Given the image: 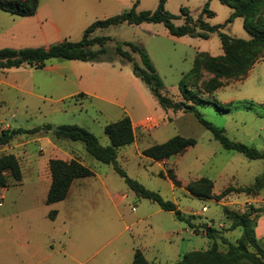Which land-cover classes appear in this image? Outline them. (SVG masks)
Listing matches in <instances>:
<instances>
[{
    "label": "rangeland",
    "instance_id": "374dc122",
    "mask_svg": "<svg viewBox=\"0 0 264 264\" xmlns=\"http://www.w3.org/2000/svg\"><path fill=\"white\" fill-rule=\"evenodd\" d=\"M134 1L39 0L32 16L0 10V48L78 41L93 21L120 13ZM206 1L165 0V9L175 15L172 21L179 26L184 22L182 7L196 19ZM157 3L137 0L136 10H154ZM209 9L214 14L206 21L219 28L207 39L173 36L162 23L147 22L100 28L90 36H110L105 43L110 53L116 42L141 45L163 81L164 94L175 102L192 103L181 94L179 81L192 68L196 53L221 54L219 33L251 37L241 17L226 23L229 6L210 0ZM122 49L140 63L137 53L124 45ZM112 62L113 66H107L53 58L41 68L23 64L0 69V132L18 126L31 129L45 124H77L107 145L104 126L127 114L134 120L135 139L118 148L119 166L130 178L174 202L189 216V223L138 196L111 164L94 158L81 141L57 139L51 129L20 133L0 146V155L13 153L17 157L22 172L20 181L7 174V186L0 187V264H131L137 249L153 264H176L184 252L206 250L213 242L219 250H226L220 237L236 242L241 235L239 228L229 229L234 214L246 212L251 205L264 206V186L247 192L234 190L217 198L225 188L250 186L264 173L263 57L244 77L221 78V86L212 92L204 89L212 76L204 70L189 88V94L200 99L193 104L207 121L223 128L231 141L255 147L263 154V158L254 159L224 149L193 113L162 108L149 88L133 75L128 62L119 56ZM83 89L103 98L85 96L80 93ZM175 135L192 137L196 143L161 161L142 154L143 149ZM67 152L77 155L93 175L75 179L64 200L46 204L48 159L64 157ZM169 174L176 176L180 186L172 183ZM202 177L213 181L210 198L186 189ZM207 227L216 230L215 237L208 235ZM255 232L264 249V213L257 218ZM250 250L254 251L251 246Z\"/></svg>",
    "mask_w": 264,
    "mask_h": 264
},
{
    "label": "trees",
    "instance_id": "16d2710c",
    "mask_svg": "<svg viewBox=\"0 0 264 264\" xmlns=\"http://www.w3.org/2000/svg\"><path fill=\"white\" fill-rule=\"evenodd\" d=\"M231 8L226 23L236 17L242 18L244 29L250 34L249 39L232 37L225 33H219L222 53L211 55L208 52H197L192 68L186 72L179 81V90L188 103L184 100L173 101L164 94V84L156 69L154 68L146 50L139 44L133 42H116L114 52L110 53L105 43L110 40L107 35L90 36L96 29L106 28L122 23H162L169 34L173 36L188 35L207 39L210 33L217 31L219 26L210 25L205 18L213 16L214 12L209 9L208 1L205 2L199 16L194 19L186 8H181L183 24L176 26L173 23L175 15L165 9V0H158L154 10H136L137 0L131 7L112 16L97 19L89 24L83 31L78 41L63 40L49 46H35L23 48H0V69L17 68L28 64L41 68L53 58L65 60H79L83 62H112L119 56L131 66L132 73L139 78L150 90L158 104L164 109L173 111L191 112L197 121L208 129L213 137L219 141L221 146L227 150H235L247 158H263V154L255 147L241 142L231 141L224 133V129L207 121L195 108L193 103L200 99L189 94V88L196 84L204 70L212 76L204 83L206 92H212L221 86V78L244 77L252 66L263 57L264 59V0H219ZM39 0H0V10L12 15L32 16L36 13ZM97 45L98 48L93 46ZM127 46L131 52L137 53L138 63L131 53L122 49ZM263 55V56H262ZM52 130L57 139H69L81 141L86 151L98 161L111 164L123 177L125 183L138 196L156 202L160 208L171 211L175 218L189 223V216L184 215L177 205L163 199L156 191L147 189L138 181L130 178L117 162L118 148L134 142L135 132L132 121L128 115H123L114 122L104 126V134L108 137L109 144L102 145L97 137L88 129L77 124H64L53 130L50 124L22 129L21 127L11 130H1L0 146L6 145L17 134L36 133L39 131ZM196 140L192 137L175 135L162 143L153 144L142 150V154L154 161H161L170 156L181 154L188 147L195 145ZM50 173V184L46 193L45 203L52 204L66 198L72 182L75 179L93 175V171L76 158L63 160L50 158L48 160ZM7 174L13 180L20 181L22 178L21 167L17 157L13 153L0 155V187L7 186ZM160 175L163 173L160 172ZM175 186H180V181L175 175L169 174ZM264 186V173L256 177L252 185L247 187H227L217 195L222 198L234 190L251 191ZM213 181L202 177L187 184L186 189L193 195L210 198L212 196ZM264 213V206L254 207L241 214H234V220L229 229L239 228L240 237L236 242H230L225 237L220 239L226 244V250L218 249L213 242L206 250H192L184 252L176 264H264V249L259 245L256 237L255 226L257 218ZM50 216H52L50 214ZM208 235L215 237L216 230L207 227ZM250 246L254 251L250 250ZM131 264H153L148 262L140 250H135Z\"/></svg>",
    "mask_w": 264,
    "mask_h": 264
},
{
    "label": "crops",
    "instance_id": "0c3cea01",
    "mask_svg": "<svg viewBox=\"0 0 264 264\" xmlns=\"http://www.w3.org/2000/svg\"><path fill=\"white\" fill-rule=\"evenodd\" d=\"M208 1V3H209V1L210 0H207ZM205 20H206V18H205ZM198 52H201V51H198ZM205 52V51H204ZM210 54V53H209ZM94 63H97V64H104V65H107V66H113V62H106V61H104V62H94ZM80 93H82V94H84L85 96H92V97H102V96H100V95H98L96 92H91V91H89V90H86V89H83ZM103 98V97H102ZM168 110H171V109H168ZM168 115V112H165V115ZM124 115H127V114H124ZM129 116V115H128ZM130 117V116H129ZM146 117H149V116H145L144 118H146ZM150 117H155V116H150ZM144 118H142V119H144ZM155 118H161V115L160 116H156ZM130 119H131V121H132V125H133V127H134V120L130 117ZM142 119H140V120H142ZM19 127V126H18ZM146 130V129H145ZM62 140V139H61ZM65 140H69V139H65ZM70 141H73V140H70ZM66 142H68V141H66ZM68 144L70 145V146H72V147H75V145H72L70 142H68ZM56 158H60V159H63V160H70V159H72V158H76V159H78L77 158V155H76V157L74 156V155H72L71 153H66V156H64V157H56ZM49 160V159H48ZM79 160V159H78ZM80 161V160H79ZM81 162V161H80ZM50 180H51V178L49 179V181H48V184H47V186H46V191L48 190V187H49V184H50ZM47 193V192H46ZM262 233H264V232H262ZM257 235V234H256Z\"/></svg>",
    "mask_w": 264,
    "mask_h": 264
},
{
    "label": "water",
    "instance_id": "95a60500",
    "mask_svg": "<svg viewBox=\"0 0 264 264\" xmlns=\"http://www.w3.org/2000/svg\"><path fill=\"white\" fill-rule=\"evenodd\" d=\"M53 128V130H55L57 127H52Z\"/></svg>",
    "mask_w": 264,
    "mask_h": 264
},
{
    "label": "built area",
    "instance_id": "2783aa9c",
    "mask_svg": "<svg viewBox=\"0 0 264 264\" xmlns=\"http://www.w3.org/2000/svg\"><path fill=\"white\" fill-rule=\"evenodd\" d=\"M132 210H135L134 208H132Z\"/></svg>",
    "mask_w": 264,
    "mask_h": 264
}]
</instances>
